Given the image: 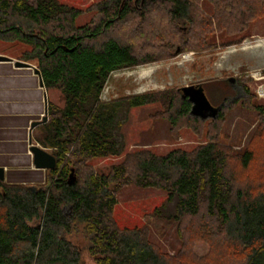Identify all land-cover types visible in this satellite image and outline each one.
Listing matches in <instances>:
<instances>
[{"label": "trees", "instance_id": "1", "mask_svg": "<svg viewBox=\"0 0 264 264\" xmlns=\"http://www.w3.org/2000/svg\"><path fill=\"white\" fill-rule=\"evenodd\" d=\"M114 2L103 5L106 11L99 25L78 27L75 19L81 10L60 0H0V40L29 45L21 59H37L45 85L60 90L64 99L63 106L50 103L49 120L37 134V141L57 160L50 170L52 185L31 189L24 182L0 180V264H83L80 249L68 238L81 225L97 264H171L146 232L117 225L116 194L128 183L168 191L176 220L205 218L215 231L247 251L244 264H264V160L251 167L255 151L233 157L225 146L210 140L192 151L175 149L165 155L137 151L133 166L129 155L108 174H99L88 164L94 158L122 154L124 120L119 113L155 99L143 94L101 100L114 71L150 61L136 54L132 45L105 36L130 11L131 0ZM139 2L147 10L156 7L163 12L162 19L154 14L153 29L163 36L167 23L190 21L194 7L190 0ZM219 2L223 19L237 22L264 11L260 8L264 0ZM169 101L174 107L172 96ZM190 110L191 103L181 97L180 115H191ZM233 159L246 171L242 182L229 168ZM73 171L78 177L69 184ZM66 207L72 209L70 215Z\"/></svg>", "mask_w": 264, "mask_h": 264}, {"label": "rangeland", "instance_id": "2", "mask_svg": "<svg viewBox=\"0 0 264 264\" xmlns=\"http://www.w3.org/2000/svg\"><path fill=\"white\" fill-rule=\"evenodd\" d=\"M81 10L75 26L99 25L105 16L104 4L114 0H60ZM190 21L176 26L166 24L165 35L154 32L158 9H145L139 0H131L128 16L115 22L105 36L132 45L136 54L149 62L114 71L104 88L101 100L111 102L131 96L151 94V102L130 108L125 114L122 135L125 147L120 155L98 157L88 162L99 174H108L115 165L137 151L165 155L175 149L192 151L216 140L236 157L245 150L255 151L251 167L264 160V2L258 16L244 22L223 19L219 0H190ZM115 3V2H114ZM259 11V12H261ZM252 15V14H251ZM31 47L20 41L0 40V54L38 66V60H22ZM201 84L210 102H224L222 117L202 120L193 115L181 116V88ZM246 89V93L238 88ZM59 102L64 103L59 90ZM170 96L174 107H170ZM225 96H230L225 99ZM126 109V108H125ZM238 179L246 171L236 159L229 162ZM264 164V161H263ZM256 169V168H254ZM246 174V173H245ZM15 179H40L17 173ZM75 179L78 177L73 171ZM52 173L39 182H25L31 189L47 188ZM70 179V177H69ZM7 181V180H4ZM113 217L121 229L139 228L171 264H244L247 251L223 233L215 231L211 221L199 218H174L175 202L168 201V191L143 187L136 183L118 190ZM159 210V211H157ZM66 213L72 209L66 207ZM33 223H37L35 220ZM204 231V232H203ZM68 238L81 251L83 264H97L90 252L91 241L84 226L74 227Z\"/></svg>", "mask_w": 264, "mask_h": 264}, {"label": "crops", "instance_id": "3", "mask_svg": "<svg viewBox=\"0 0 264 264\" xmlns=\"http://www.w3.org/2000/svg\"><path fill=\"white\" fill-rule=\"evenodd\" d=\"M11 58L14 61H0V167L5 168L8 182H39L50 170L35 167L30 146L35 144L51 151L37 141L39 128L44 123L33 129L31 124L42 118L50 103L57 106L64 103L59 102V90L48 88L42 75L35 72V65L27 62L29 66L18 67L15 65L18 59ZM17 173L40 179L12 178Z\"/></svg>", "mask_w": 264, "mask_h": 264}, {"label": "water", "instance_id": "4", "mask_svg": "<svg viewBox=\"0 0 264 264\" xmlns=\"http://www.w3.org/2000/svg\"><path fill=\"white\" fill-rule=\"evenodd\" d=\"M0 61H14L13 58L1 55L0 54ZM15 65L18 67L29 66L30 64L27 62L22 61H15ZM37 74H41L39 69H35ZM182 91V99H187L191 103V110L190 114L198 117L202 120H206L208 118H218L220 115L221 110L223 109L222 105L214 106L210 100L208 99L204 87L201 84L198 85H187L181 88ZM46 113L42 116L40 120H35L31 124V129L35 126L46 123L48 121V114ZM30 150L33 153L34 158V165L36 168H45V169H54L57 166L56 157L48 152L45 148L39 145H31ZM0 180H5V168L0 167ZM75 180L73 173L70 175L69 184H72Z\"/></svg>", "mask_w": 264, "mask_h": 264}, {"label": "flooded vegetation", "instance_id": "5", "mask_svg": "<svg viewBox=\"0 0 264 264\" xmlns=\"http://www.w3.org/2000/svg\"><path fill=\"white\" fill-rule=\"evenodd\" d=\"M237 90H238V96H237V97L241 96V94H239V92L242 91V92H244V94L247 92L246 89H244L243 87L240 88V89L238 88ZM227 97H230V96H225V99H226ZM219 105H222V106H223V105H224V102L218 104L217 106H219ZM222 111H223V109L221 110V112H222ZM221 112H220V114H221Z\"/></svg>", "mask_w": 264, "mask_h": 264}]
</instances>
